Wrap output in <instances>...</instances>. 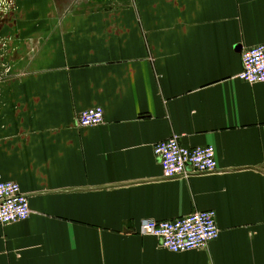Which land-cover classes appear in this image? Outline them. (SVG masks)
Returning a JSON list of instances; mask_svg holds the SVG:
<instances>
[{"label":"crops","instance_id":"crops-1","mask_svg":"<svg viewBox=\"0 0 264 264\" xmlns=\"http://www.w3.org/2000/svg\"><path fill=\"white\" fill-rule=\"evenodd\" d=\"M16 3L0 30V175L31 215L0 224V264H264V82L239 78L264 0ZM94 106L104 122L80 126ZM173 134L214 145L219 169L165 177L154 146ZM209 209L220 235L202 249L138 233Z\"/></svg>","mask_w":264,"mask_h":264},{"label":"built area","instance_id":"built-area-1","mask_svg":"<svg viewBox=\"0 0 264 264\" xmlns=\"http://www.w3.org/2000/svg\"><path fill=\"white\" fill-rule=\"evenodd\" d=\"M242 70L239 78L249 83L264 82V43L245 49L242 53ZM104 122V108L94 106L82 111L79 125L98 126ZM154 153L162 166L165 177H190L216 172L218 162L214 145L184 146L180 136L155 144ZM31 215L29 197L21 185L3 179L0 175V224L16 223ZM138 233L160 239L163 247L173 252L202 249L220 235L217 212L214 209L197 211L173 220L144 219Z\"/></svg>","mask_w":264,"mask_h":264},{"label":"rangeland","instance_id":"rangeland-1","mask_svg":"<svg viewBox=\"0 0 264 264\" xmlns=\"http://www.w3.org/2000/svg\"><path fill=\"white\" fill-rule=\"evenodd\" d=\"M17 11L18 3H16V0H0V30L3 29L4 19L9 20V18H11L15 13H17Z\"/></svg>","mask_w":264,"mask_h":264}]
</instances>
